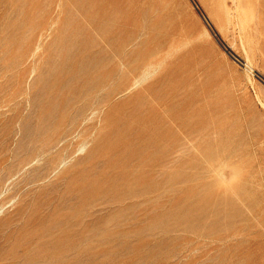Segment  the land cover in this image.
<instances>
[{"label":"rangeland","instance_id":"1","mask_svg":"<svg viewBox=\"0 0 264 264\" xmlns=\"http://www.w3.org/2000/svg\"><path fill=\"white\" fill-rule=\"evenodd\" d=\"M0 264H264V0H0Z\"/></svg>","mask_w":264,"mask_h":264}]
</instances>
